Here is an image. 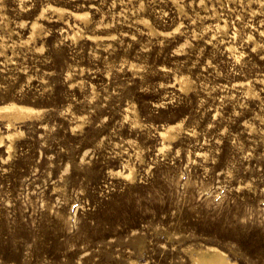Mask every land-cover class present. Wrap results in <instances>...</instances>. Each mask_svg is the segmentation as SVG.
Returning <instances> with one entry per match:
<instances>
[{
	"label": "rangeland",
	"instance_id": "1",
	"mask_svg": "<svg viewBox=\"0 0 264 264\" xmlns=\"http://www.w3.org/2000/svg\"><path fill=\"white\" fill-rule=\"evenodd\" d=\"M210 248L264 264V0H0V264Z\"/></svg>",
	"mask_w": 264,
	"mask_h": 264
},
{
	"label": "bare ground",
	"instance_id": "2",
	"mask_svg": "<svg viewBox=\"0 0 264 264\" xmlns=\"http://www.w3.org/2000/svg\"><path fill=\"white\" fill-rule=\"evenodd\" d=\"M33 111L34 109L32 108L13 105L9 113L15 118H20V117H24L25 115ZM11 123L12 121L10 120L8 125H10ZM192 260L195 264H238L237 260L230 258L224 251L218 248L199 250L196 252L195 255L194 254L192 255ZM132 264H138V263L133 262ZM139 264H145V263H139Z\"/></svg>",
	"mask_w": 264,
	"mask_h": 264
}]
</instances>
